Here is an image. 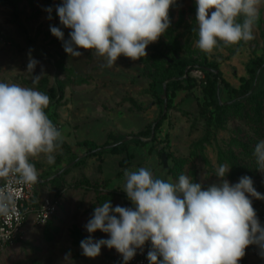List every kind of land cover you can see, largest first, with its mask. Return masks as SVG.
Listing matches in <instances>:
<instances>
[{
  "label": "rangeland",
  "instance_id": "374dc122",
  "mask_svg": "<svg viewBox=\"0 0 264 264\" xmlns=\"http://www.w3.org/2000/svg\"><path fill=\"white\" fill-rule=\"evenodd\" d=\"M61 3L62 0H0V82L44 92L39 83L33 85L32 75H39L43 68L41 81L53 68L61 89L56 102L50 99L48 115L55 119L64 140L82 154L86 151L82 143L85 140L94 146L112 141L111 132L129 138L139 135L161 112V104L151 91L152 75L160 74L161 70L155 66L148 68L146 64L152 48L149 45L147 57L137 61L121 55L111 68L102 67L103 59L93 56L90 50L78 49L82 56L70 57L64 51L63 42L50 31L51 26L59 27L65 40L69 39L70 29L60 24L56 13ZM48 8L52 9L51 14L46 11ZM195 8V0H180L170 11L168 31L180 43L178 53L194 62L202 61L205 56L215 61L230 85L238 88L242 77H248L247 62L264 52V0L253 29L254 39L216 50L211 55L196 47ZM169 39L164 34L158 41L162 40L165 46ZM29 54L39 62L32 74L26 72ZM190 75L196 78L197 84L176 91L172 106L165 109L166 118L152 135L144 137L143 144L131 142L125 153L88 156L80 165L70 166L67 172L60 171L58 181L54 176L68 163L67 149L61 147L55 153L52 165L43 154L32 158L30 162L38 174L34 183L37 199L56 196L59 208L47 224L26 223L23 239L0 250V264H66L64 257L69 252L72 264H104L114 249L104 246L99 256L88 258L82 254L77 236L86 239L91 235L93 240L109 238L99 230L90 234L84 227L96 206L111 201L113 207H133L123 191L125 169L146 167L156 178L170 182H177L185 174L206 189L221 182L215 169L224 164L231 168L225 177L230 183L249 176L256 191L264 195V173L257 169L255 156L244 155L242 148L232 141L234 137L243 141L251 138L252 145H256L264 139V118L260 124L243 118L244 114L230 116L226 126L215 132L203 151L195 153L194 142L206 132L200 111L205 100L200 80L205 74L199 67H193ZM261 86L264 87V79ZM124 156L128 158L122 160ZM181 158L186 161H179ZM236 161L244 166L242 170L235 171ZM252 202L256 212L264 208V200L252 198ZM243 258L238 264H261L247 249Z\"/></svg>",
  "mask_w": 264,
  "mask_h": 264
},
{
  "label": "clouds",
  "instance_id": "9594fccd",
  "mask_svg": "<svg viewBox=\"0 0 264 264\" xmlns=\"http://www.w3.org/2000/svg\"><path fill=\"white\" fill-rule=\"evenodd\" d=\"M175 0H62L56 7L60 24L51 26L53 36L63 42L70 57L78 49L90 50L111 68L123 55L132 61L147 57V47L170 27L169 10ZM261 0H195L196 47L206 55L254 39ZM46 11L51 14L52 9ZM49 15L48 19H51ZM39 62L29 54L27 71ZM44 74L32 75L39 83ZM50 97L34 87L0 82V177H16L18 183L38 180L32 158L43 154L49 165L64 137L49 118ZM257 169L264 173V139L254 147ZM215 169L220 183L206 189L185 174L177 182L156 178L146 167L124 170L123 191L133 207L96 206L85 224L88 233L97 230L108 239L80 241L82 254L96 258L102 247L115 249L128 264L150 242L149 264H238L250 245L264 257V226L260 224L252 198L264 200L249 176L235 184L225 179L230 171ZM10 197L0 191V214L9 212ZM72 264L71 253L64 257Z\"/></svg>",
  "mask_w": 264,
  "mask_h": 264
},
{
  "label": "trees",
  "instance_id": "16d2710c",
  "mask_svg": "<svg viewBox=\"0 0 264 264\" xmlns=\"http://www.w3.org/2000/svg\"><path fill=\"white\" fill-rule=\"evenodd\" d=\"M180 0H175V3L170 7V11L174 5ZM196 12V8H195ZM165 34L169 35V42L164 46V42L159 40L150 44L152 48L151 54L146 59L147 67L155 66L160 69V74L154 73L153 80L151 82V91L157 100L161 104V112L159 117L148 126L145 131H142L139 135L131 136L120 135L119 133L111 132L109 139L103 144H96L90 146L87 140L82 143L86 145V151L84 154L81 151L75 150L74 146L67 143L65 140L62 144V148L67 149L70 153L68 157V163L65 167L56 171V177L54 179L58 181L60 171L67 172L70 166H77L84 162L88 156H100L106 152L111 153H125L131 142L135 144H143L144 137L152 135L153 131L157 130L164 119L166 118V108L172 106L173 98L176 91L179 89L191 88L197 84L196 78L190 75V70L193 67H199L204 72V77L200 80L205 100L201 104V115L206 122L205 134L194 142V152L198 150L203 151L208 143L212 141L215 132L224 128L228 122L230 116H234L240 113L241 117L247 118L253 121V123H262L264 118V87L261 86V82L264 79V52L252 57L246 64V70L248 77H242L243 81L240 86L232 87L229 81L223 76L218 64L213 60H208L205 56L202 61H191L188 56L180 55L178 50L180 49V43L174 37L170 36L169 31ZM149 61H152L149 63ZM53 67H57V63L52 64ZM53 68L46 77H42L39 82V87L50 96L51 102H56L60 95L61 84L59 79L53 74ZM49 107L46 109L48 114ZM49 118L56 124L55 119ZM254 139L248 138V140H241L237 137L232 139L234 144H238L242 149L244 155H253L254 145H252ZM78 142L77 145H79ZM77 152V154H72ZM221 155L224 153L220 151ZM128 156L122 158L126 159ZM121 160V161H122ZM179 161H186L181 158ZM235 171L242 170L243 165H239L234 162ZM61 177V176H60ZM56 214V213H55ZM54 214V215H55ZM53 215V216H54ZM52 216V217H53ZM52 217L45 223H49ZM78 240H83L79 235ZM244 259V258H243ZM245 260V259H244ZM242 264H246L245 262Z\"/></svg>",
  "mask_w": 264,
  "mask_h": 264
},
{
  "label": "built area",
  "instance_id": "2783aa9c",
  "mask_svg": "<svg viewBox=\"0 0 264 264\" xmlns=\"http://www.w3.org/2000/svg\"><path fill=\"white\" fill-rule=\"evenodd\" d=\"M34 188V183H18L13 176L0 178V191L11 198L9 212L0 214V250L13 246L23 239L26 223L45 224L57 213L60 204L58 197L45 195L37 199ZM256 214L260 224L264 226V208ZM150 249V242H146L143 250H137V254L128 264H149L147 254ZM247 251L264 264V257L260 255L256 245L248 246ZM104 264H123V260L114 249Z\"/></svg>",
  "mask_w": 264,
  "mask_h": 264
},
{
  "label": "water",
  "instance_id": "95a60500",
  "mask_svg": "<svg viewBox=\"0 0 264 264\" xmlns=\"http://www.w3.org/2000/svg\"><path fill=\"white\" fill-rule=\"evenodd\" d=\"M162 157H163V160H164V162H165V165L167 164V162H166V155H165V153H163L162 154Z\"/></svg>",
  "mask_w": 264,
  "mask_h": 264
}]
</instances>
